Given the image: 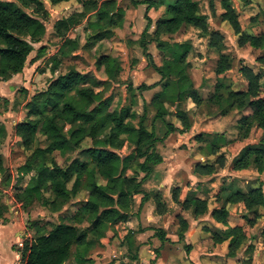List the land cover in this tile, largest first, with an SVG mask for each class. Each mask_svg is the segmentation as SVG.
I'll return each instance as SVG.
<instances>
[{
  "label": "trees",
  "instance_id": "trees-1",
  "mask_svg": "<svg viewBox=\"0 0 264 264\" xmlns=\"http://www.w3.org/2000/svg\"><path fill=\"white\" fill-rule=\"evenodd\" d=\"M23 6L34 5L43 10L44 0H16ZM53 6L76 1L83 7L78 16L87 19L86 29L93 32L87 40L98 42L108 36H113L111 27H122L125 11L118 7L117 0H48ZM133 5H139L132 0ZM243 7L249 5L247 0H240ZM146 3V2H144ZM148 8L145 15L148 24L144 29L139 45L144 55L149 59L153 70L161 77L159 84L161 92L155 94L151 100L157 108L155 120L166 121L170 114L167 104L169 101L182 102L186 99V92L198 105L203 100L194 88V81L190 71L192 64L189 56L193 51L190 42H170L165 40L178 33L184 26L193 27L208 39V48L219 55L215 74L217 78L225 76L233 67V58L223 53L225 38L210 29L208 18L202 14L198 3L194 0H173L167 3L165 16L157 21L155 30L152 20L148 16L149 10L156 5L147 1ZM166 3V2H165ZM224 10L221 19L228 22L240 47L249 45L253 49L264 50V32L254 34L243 29L240 13L235 8L234 0H221ZM76 16L58 20L54 26L56 35L63 40L59 55L67 57L82 47L79 38L68 37L76 25ZM87 30V31H88ZM47 33L44 22L37 16L24 11L16 2L0 1V81H7L13 75L24 71L27 61L35 51V45L40 43ZM108 37V38H109ZM156 43L163 53V65L157 66L148 53V45ZM84 47V46H83ZM43 48L38 50L36 58L43 56ZM264 66V56L257 59ZM52 73H57L62 63L60 57L53 58ZM96 68L103 71L106 79L99 81L93 75L82 74L71 70L53 80L49 88L32 96L28 102L27 119L16 126V135L21 139V147L29 155L20 167L22 176L31 175L26 188L19 192L16 201L28 207L35 201L45 208H51L54 213L75 200L80 191L88 193L82 206L69 218L63 217L58 224H29L33 237L27 238L22 249L23 264H66L71 256L73 247L76 248L75 264H95L91 252L96 241L105 239L107 231L118 223L127 222L136 205V196L142 195L143 206L151 194L144 190V184L153 175L155 167L163 162V157L157 149L159 138L155 131L146 126V111L135 124L136 114L132 107L122 106L111 110L114 97H106V84L116 79L121 70L118 57L102 55ZM240 73L246 81L245 89L232 90L223 95V84H216L215 94L209 98V103L217 107L222 116H227L232 110L238 112L249 111L238 122L239 130L247 138L254 126L264 131V98L260 96L262 87L260 73H256L249 66H241ZM92 82L94 88H86L85 84ZM103 87L97 90V87ZM158 84L141 85L136 90L140 93L155 89ZM177 118L182 128H176L172 123H166V136L178 131L187 133L192 125L188 113L179 109ZM67 131V132H65ZM39 136L44 138V147L35 144ZM6 137V128L0 127V144ZM197 142L205 143L206 156H216L213 163L197 164L195 173L201 176H212L217 169L225 165V157L220 154L221 146L226 139L219 134H198L194 138ZM90 141L88 147L85 144ZM132 147L127 156L120 151L125 144ZM203 150V148H201ZM59 152L65 156L68 152H77L78 156L70 164L61 166L55 158ZM233 170L255 169L264 175V141L258 145L245 147L240 156L234 160ZM133 170L132 175H128ZM6 171L0 156V172ZM143 174V176H141ZM75 177L74 185L68 188V182ZM226 203L242 204L246 211L254 216L248 218L252 225L261 217L260 209L264 208V191L262 185L253 187L245 192L241 189L228 188ZM50 191L53 200L46 197ZM179 189L173 190V201L179 202ZM156 204V211L163 214L167 211L162 201L161 193H152ZM0 198V218H3L6 207ZM183 210L190 211L195 217L208 212V202L194 195L182 203ZM229 210L226 206L215 209L211 216L215 221L228 225ZM180 235L183 236L188 228L187 222L178 217ZM71 222V223H68ZM89 223V227L80 228L78 224ZM98 240L89 239L91 233ZM157 235L164 238V232L157 231ZM264 238V230H263ZM132 233L126 237L129 249L132 244ZM216 241L229 240V257L236 252L246 240L243 227L228 228L223 233H214ZM101 244V243H100ZM114 264V263H110Z\"/></svg>",
  "mask_w": 264,
  "mask_h": 264
},
{
  "label": "rangeland",
  "instance_id": "rangeland-1",
  "mask_svg": "<svg viewBox=\"0 0 264 264\" xmlns=\"http://www.w3.org/2000/svg\"><path fill=\"white\" fill-rule=\"evenodd\" d=\"M0 1L16 2L20 7L24 9L26 13L40 18L47 28L45 37H43L40 43L35 45V51L31 54L27 61V64H31V60L34 58V56H37L38 50L40 48H43V63L39 68L36 69V74L38 75H36V77L34 76L35 78H37L36 81L32 83V87L34 88L31 89V91H28L23 85L20 86L18 92L19 96L21 97H19L20 99L18 100L19 105L16 106V110H18L19 114H16L15 117L10 119V125L14 121H25L28 115L26 105L31 100L32 96L38 92L47 90L53 80L61 75L67 74L71 70H77L82 74L93 75L99 81L105 80L106 75L103 71H99L96 68V64L99 57H101L102 55H111L118 57L121 63V70L116 79L106 84V97H114L113 103L111 104V110L120 108L122 106L132 107V113L136 114L135 120H132L133 122H135V124L139 123L140 117L146 111V126L149 130L153 129L155 131L157 137L159 138L158 146L164 148V156H170L171 163L177 162L181 164V169L178 171V177L179 179L183 180V182H185L184 178L189 177V175L191 176L195 171V166L198 164L197 160L200 159L198 155L201 153V151H203V153L201 154H204V150H206L205 143L196 142V144L193 145L194 142L192 143V141L195 140L194 138L197 134H219L226 139V143L221 146L220 150V154L225 157V165L223 168H219L217 170L219 172H228L227 174H229L232 169L230 160L238 154L239 150L243 146H246V143L252 142L253 140H258L259 135L257 134L256 126L252 128L251 133L247 138L243 136V132L240 131L236 126L237 122H240L242 116H247L250 114L249 111L238 112L237 110H232L227 116L223 117L219 112L220 110L209 103V98L216 92V84H223L222 92L224 96L227 95L230 89L238 90L246 88V81L240 73L242 64L252 66L255 72L260 73L262 83L260 96L264 98V67H262L261 63L257 60L259 57L264 56V50L253 49L250 46L240 47L238 45L237 36H235L231 25L228 22L221 21L219 19V14L224 11L221 5V0L195 1L198 2L199 7L201 8V13L207 16L210 29L217 30L224 36V46L222 50L219 51V54L225 53L233 58L234 62L232 70L225 76L217 78L215 74V68L218 54L216 55L214 51L208 48V39L202 37L199 30L193 27L184 26L171 38L166 37L165 40H169L170 42L188 41L193 44L195 49L189 56V61L192 64L190 74L194 81V88L197 89L198 94L203 100L202 105H198L192 98H189L190 94L189 91H187L185 95L186 99L184 101H176V98L173 101H169L167 107L169 108L170 114L167 116L166 121L155 120L157 108L153 104H151V100L153 96H155L154 94H157V92H161L160 90L162 89L163 85L161 86L159 83H157L159 80L161 81L160 76L153 70L151 64L148 61L149 59L144 55V51L139 45V40L145 27L143 24L144 21L141 20L140 22V19L137 18L134 13L135 6L133 5L132 0H117V3L119 2V4L127 10V13H132L130 15L131 18L129 19L127 28L125 29L124 26L111 27L110 31H113V36H108L109 38L107 37L104 40L95 43L93 41L87 40L88 35H92L93 32L86 29L88 26L87 19L78 16L80 14L79 12L83 11V7L76 1L53 6L48 0H44L43 10L36 8L34 5L25 7L16 0ZM142 1L147 2V0ZM166 2L170 3L172 2V0H166ZM234 4L237 11L240 13V21L245 31L250 33L264 32V19L260 13L255 17V20H252L253 17H250L249 12H247V8L243 7V4L240 2V0H234ZM166 7L167 4L165 5L164 10L166 9ZM71 16H76L75 20L77 22L75 27L68 34V37L71 39L79 38L82 47L74 53L69 54L67 57H63L59 55V50L63 45V40L56 35L54 26L58 20ZM151 31H153L152 28ZM149 49L148 50L153 53V61L155 60L156 63L163 64L164 55L162 54L161 56V53L156 45H150ZM55 56L60 57L62 59V63L59 66L57 73H52V69L54 66L53 58ZM215 57L216 60L214 59ZM203 59H206V61L201 63ZM23 82L21 84H23ZM143 84H158V86L153 90L140 93L136 89ZM84 87L94 88V84L90 82L88 84H85ZM102 88L103 87L101 86L97 87L96 89L99 90ZM177 108L188 113L192 125L190 134L194 136L192 137V139H188L189 137H183V133L178 131L172 132L170 133V135L165 137L168 130V128L166 127V123H172L175 125L174 127L180 129L183 127L176 115L179 111ZM22 111L23 114H21ZM2 122L3 121L0 120V127ZM6 141L7 143H10V146L7 154H5L7 160V162L5 163L6 171L4 173H0V198L1 201H3L2 204L5 207H7V205L14 207L15 212L20 213L19 219L27 222L30 225L34 222H40L41 224L50 223L52 225H55L61 221V218L71 217L87 199L88 193L86 191H80L77 198L67 206L62 208L61 212L59 213H54L51 208H45L37 201H35L28 207H24L22 203L16 201L17 194L26 188L31 178V175L22 176L19 172L20 167L25 163L29 153L23 150V148L21 147V142L15 143L14 138L7 137ZM261 141H264V135L262 136ZM261 141H259V143ZM89 145L90 141L85 144L86 147H88ZM35 146L44 147V138L39 136V139L36 142ZM201 148H203V150H201ZM132 150V147L126 142L124 148L120 151V153L123 156H127L131 153ZM242 151L243 150H241V153ZM77 156V152H68L65 156H62L60 153H55V158L61 166L70 164ZM213 158L216 159V156H213ZM246 170H250L249 173H252L251 171L253 170V168H249ZM255 172L257 171L255 170ZM132 174L133 170H130L128 172V175ZM248 176L249 178H251V183L256 184V186L264 185L260 181V177H257V179H253L252 176L254 175L252 174L246 176L238 175V177L235 175L232 177L229 176V178L234 185L236 183V185L238 186H230V188L237 190L236 188L240 187L241 183L248 179ZM12 178L14 179L13 181ZM74 182L75 177H73L68 182L69 189L73 187ZM148 186L151 187L153 186V184H150ZM221 186L218 185L216 190L219 191L220 188H223L225 189L224 191L229 192V187ZM249 189L250 188H248L247 190ZM187 192L188 189L182 190L183 194H186ZM227 192L224 193L226 194ZM45 195L50 200H53L54 198L50 191H46ZM168 195L170 198H172V189L169 191ZM151 203H153V201H151ZM175 207L176 211L180 209L176 205L174 206V208ZM143 211L147 213V215L153 216V208H149L147 206V208ZM261 211L263 212L264 209H260V214ZM244 212H246L244 208L243 212L240 211V209L234 211L233 216L230 219L232 224L242 223L241 219ZM7 215L8 210H5V219L8 218L6 217ZM262 216H264V214H261V217ZM133 217L130 219L129 223H131V225L133 224L132 227L134 228V230H137L139 225L146 223V218L143 216V218H139L142 219V221H137L133 219ZM184 217H186L189 221L193 219L192 215L188 212L184 213ZM246 217L254 220V216L251 213H247ZM169 218H171L172 221L174 219V216L171 215L169 216ZM247 218H244V220L247 221ZM263 221L264 218L261 221L258 220L257 223H259V227L257 228V233L256 231L252 230L247 232L250 236V240L258 239L255 243L259 241L258 237L262 235V226L264 227ZM78 226L80 228H87L90 225L88 222H84L82 224H78ZM116 226H119L118 229L116 228ZM260 226L261 229H259ZM172 228L173 227H171V229ZM126 230L127 232L130 231V227H127L125 223H123V225L121 224V226L120 224L114 225L109 231H107L105 239L100 242L101 244L99 243V241H96L95 243V240L98 239L93 232L89 235V239L92 242L94 241L95 243L94 248L91 252V257L94 259L95 264H110V262H114L115 264H132L128 256L126 257L127 246L126 244H124L125 241L122 242L119 239V232L121 233V236H124ZM158 230H162V227ZM109 234L113 237H108ZM249 242L250 241H248V243H245V245H247L244 248H240L241 251L249 246ZM109 247L111 250L109 249ZM114 249L116 250L115 253ZM184 250V252L187 253L186 247H184ZM75 252L76 248L73 247L68 264H75ZM244 253L246 255H249L250 252L247 250ZM113 254L117 257L116 259L113 258L114 260L108 257L113 256ZM238 258H240V260L244 258L243 254H240ZM236 261H238V259L234 258L230 262L235 264ZM252 261L253 260L249 262L245 261V264H252Z\"/></svg>",
  "mask_w": 264,
  "mask_h": 264
},
{
  "label": "crops",
  "instance_id": "crops-1",
  "mask_svg": "<svg viewBox=\"0 0 264 264\" xmlns=\"http://www.w3.org/2000/svg\"><path fill=\"white\" fill-rule=\"evenodd\" d=\"M103 1V0H102ZM139 3V5H134V13L137 16V18L144 21V27L146 28L148 21L145 18L148 3H144L145 1L142 0H136ZM147 1H153L156 3L154 7H152L149 12L148 16L152 20V29L155 30V26L158 20L163 18L165 16L166 9L165 5L167 4L166 0H147ZM166 3H165V2ZM173 1V0H172ZM195 1V0H194ZM249 2V5L246 6L247 12H249L250 17H253L252 20H255V17L260 13L263 16L264 19V0H247ZM197 2V1H196ZM198 3V2H197ZM118 7L122 8L125 11V16L123 19V26L126 29L127 24H129V19L131 18L130 15L132 14L127 13V10L123 8L119 2L117 3ZM201 10V8H200ZM82 12V11H81ZM224 12V11H223ZM222 12V13H223ZM159 13V15H158ZM222 13L219 14V19H221ZM140 16V17H139ZM68 18V17H66ZM147 23V24H146ZM122 26V27H123ZM144 28V29H145ZM144 31V30H143ZM150 29V33L153 32ZM217 31V30H214ZM219 32V31H218ZM143 33V32H142ZM262 32H256L254 34H260ZM142 35V34H141ZM225 42V41H224ZM155 44L157 47L156 43ZM150 44V45H152ZM192 44V43H191ZM148 45V49L149 46ZM193 45V44H192ZM249 46V45H247ZM158 48V47H157ZM193 46V50H194ZM210 49V48H209ZM150 50V49H149ZM148 50V53L153 55ZM159 50V49H158ZM160 51V50H159ZM213 51V50H212ZM161 56L162 52L160 51ZM214 53L217 55V53L214 51ZM225 54V53H223ZM227 55V54H225ZM216 60V57L214 58ZM219 60V55L216 60ZM206 59H203L201 63L205 62ZM43 63V58L39 57L34 58L31 60V64H27L24 71L20 74L13 75L12 78H10L7 81H0V120L3 121L1 126H4L6 128V137L4 141L0 144V156L3 162V165L5 167L6 155L10 143H7V137L14 138L15 143H19L21 141L20 137L16 135V126L20 123L17 121L12 122V126L10 125V119L15 117L16 114H19L18 110H16V106L18 104L19 97V88L20 86H24L25 89L28 91H31L34 87H32V83L36 81L37 78L36 75V69L40 67V65ZM154 63L157 66H162L163 64L156 63L154 60ZM142 64V63H141ZM149 65V64H148ZM242 66H248L246 64H242ZM262 66V65H261ZM253 69L252 66H249ZM264 67V66H262ZM232 70V69H231ZM231 70L229 72H231ZM254 70V69H253ZM255 71V70H254ZM258 73V72H256ZM228 74V72H227ZM35 76V77H34ZM39 79V78H38ZM161 79V77H160ZM25 81V82H23ZM23 82V84H21ZM160 80L157 82L159 83ZM30 84V85H29ZM29 85V86H28ZM50 86V85H49ZM150 86V85H149ZM161 87V86H159ZM37 88V87H36ZM153 90V89H152ZM150 91V90H148ZM161 91V90H160ZM158 93V92H157ZM155 95V94H154ZM215 107V106H214ZM217 108V107H216ZM218 109V108H217ZM236 110V109H234ZM23 114V111L21 112ZM20 114V115H21ZM222 116V115H221ZM224 117V116H223ZM6 120V121H5ZM239 122V121H238ZM238 122L236 124L238 127ZM207 125V124H206ZM192 129V127H191ZM190 129V130H191ZM257 134L259 135L258 140H253L252 142H248L243 146L238 154L230 160V165L233 166V162L235 159H237L240 156L241 150L244 149V147H247L249 145H258L259 141H261L262 136L264 135V131H262L259 128H256ZM191 132L183 133V137H189L188 139H192ZM210 133V132H208ZM200 134V133H199ZM198 135V134H197ZM224 135V134H222ZM249 139V138H248ZM194 142L193 145L196 144L197 141ZM190 143V142H189ZM191 145V144H190ZM19 146V145H17ZM157 149L159 153L163 157V162L155 167L153 175L148 179V181L144 184V190L147 191L149 194H151V199H149L143 206L141 205L142 201V195L136 196V205L132 212L131 218L142 221V219H139L140 217L146 218V223L139 225L137 230H134L131 223H129L130 219L127 222H124L126 226L130 227V231H125L124 236H121V233L119 232V239L126 244L127 246V254L126 257L130 259L132 264H234L230 261H232L234 258L238 259L235 264H245V261H251L253 260L252 264H264V238L263 235H261L259 238V241L255 243L258 239L250 240V236L247 232L250 230L252 231H258L259 223L258 220H263L264 216L260 217L256 221H254V224L252 225L248 221V216L246 217L248 211L244 212L242 216V223L238 224H232L231 218L233 216V212L240 209V211L243 212L244 206L242 204H228L226 203V196L224 191L225 189L220 188L219 191L216 190L218 185H222L221 187H230V186H238L233 184L231 182V179L229 176H246V175H254L252 176L253 179H257V177H260V181L262 184H264V175H260L258 172H255V170L251 171L252 173H249L250 170H244V171H235L233 168L231 169V172L227 174L228 172H217L212 176H201L199 174H196L195 171L193 174L185 179V182L183 180L179 179L178 177V171L181 169V164L177 162L171 163L170 156H164L163 147L158 146ZM59 153V152H57ZM203 153V151H201ZM200 153V154H201ZM199 156V160H197L198 164H208L213 163L215 159L213 156H206V154H201ZM123 156V155H122ZM197 156V158H198ZM125 157V156H124ZM214 159V160H213ZM209 160V161H208ZM208 161V162H207ZM6 168V167H5ZM221 170V169H220ZM226 171V170H225ZM249 174H247V173ZM1 173V172H0ZM229 175V176H228ZM143 176V174H141ZM262 176V177H261ZM226 177V178H225ZM251 177V176H250ZM14 178V177H13ZM12 178V181L14 180ZM225 178V179H223ZM249 179V180H248ZM248 179L243 181L241 183L240 187H237L236 189H241L245 192L249 191L253 187H257L256 184L251 183L249 176ZM251 183V184H250ZM150 184H153V186H148ZM238 184V183H237ZM240 185V184H239ZM260 186V185H258ZM173 187V188H172ZM264 189V185H262ZM250 188L249 190H247ZM172 189V198L169 197V191ZM179 189V202L176 203L173 201V190ZM183 189H188V192L185 194L182 193ZM229 191V189H228ZM264 191V190H263ZM159 192L162 196V201L167 207V211L163 214H159L156 211V204L154 199H152V193ZM186 192V191H185ZM183 194V195H182ZM194 195L195 197L206 200L208 202V212L205 215L195 217L192 213V210L186 211L182 208V203L188 198V196ZM7 201V200H6ZM153 201V203H151ZM3 203V201H2ZM177 206L178 211H176ZM153 208V216L147 215L143 210L147 208ZM226 206L229 210V218H228V225H223L221 223H218L213 219L211 216V212L215 209H220L221 207ZM245 209V208H244ZM264 209V208H262ZM6 210H8V217L7 219L0 218V264H23L22 262V249L25 240L30 237H33V231L30 229V226L27 222H24L19 219L20 213L15 212V208L12 206L6 207ZM246 210V209H245ZM184 211V212H183ZM188 212L192 215L193 219L189 221L186 217H184V213ZM260 213V212H259ZM261 214H264V211H261ZM260 214V215H261ZM5 215V214H4ZM173 215L174 219L171 221V218L169 216ZM181 216L188 224L187 230L184 232V235L181 236L180 232V224L178 217ZM10 217V219H9ZM142 217V218H143ZM244 218H247L245 221ZM251 219V218H250ZM150 220V221H148ZM240 220V221H241ZM123 225V223H118ZM162 225V226H161ZM264 225V221H263ZM119 226H116L118 229ZM162 227V230L164 232V238H161L157 235L158 229ZM171 227H173L171 229ZM234 227H243L244 231L246 233V240L244 241L243 245L240 248H244L246 245L245 243L249 242V246L241 251L239 249L236 252V255L234 257H229V240L218 242L213 237L214 233H223L228 228H234ZM263 230L264 227L262 226ZM30 229V233H29ZM261 229V226L260 228ZM129 233H132V244L131 248L129 249L126 237L129 235ZM263 231L261 232V234ZM108 237H113L110 234ZM152 237V238H151ZM248 237V239H247ZM151 238V239H150ZM251 245V246H250ZM257 245V246H256ZM184 247L187 248V253L184 251ZM110 249V247H109ZM111 250V249H110ZM249 251V255H246L244 252ZM114 249V253H115ZM241 252V253H240ZM124 254V253H123ZM240 254H243V257L241 260L239 257ZM110 259H116L117 257L113 254V256H108ZM125 258V255H124ZM113 259V260H114ZM94 260V259H93ZM112 260V261H113ZM114 263V262H110ZM68 264V262L66 263ZM98 264V263H97ZM115 264V263H114Z\"/></svg>",
  "mask_w": 264,
  "mask_h": 264
},
{
  "label": "water",
  "instance_id": "water-1",
  "mask_svg": "<svg viewBox=\"0 0 264 264\" xmlns=\"http://www.w3.org/2000/svg\"><path fill=\"white\" fill-rule=\"evenodd\" d=\"M179 110V108H177Z\"/></svg>",
  "mask_w": 264,
  "mask_h": 264
}]
</instances>
